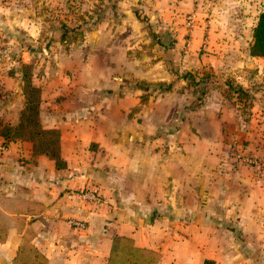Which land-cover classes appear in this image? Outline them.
Wrapping results in <instances>:
<instances>
[{
    "label": "crops",
    "instance_id": "obj_1",
    "mask_svg": "<svg viewBox=\"0 0 264 264\" xmlns=\"http://www.w3.org/2000/svg\"><path fill=\"white\" fill-rule=\"evenodd\" d=\"M254 1L0 2V121L17 124L21 65L34 64L41 125L60 131L66 162L58 170L32 143L5 147L0 138V264H14L25 235L49 264H109L122 237L159 255L156 264H264V161L249 167L228 155L239 143L264 160V132L255 147L238 111L222 114L213 95L205 110L187 105L180 116L176 91L143 105L135 87L169 72L139 50L148 42L143 20L171 38L161 45L174 72H233L242 55L264 61L250 55L264 11ZM40 8H59L61 20L36 18ZM62 24L81 39L63 38ZM88 186L106 204L76 194Z\"/></svg>",
    "mask_w": 264,
    "mask_h": 264
},
{
    "label": "rangeland",
    "instance_id": "obj_2",
    "mask_svg": "<svg viewBox=\"0 0 264 264\" xmlns=\"http://www.w3.org/2000/svg\"><path fill=\"white\" fill-rule=\"evenodd\" d=\"M2 1L4 3L6 2V5H9V7H13L16 4L27 7V0H0V2ZM254 2L264 6V0H255ZM70 6L72 9L70 8L69 10L73 14L75 11L73 8L75 5L70 4ZM95 10L98 11V9ZM10 11L11 10H9V13ZM59 11V8L53 10L40 8L36 12V18H40L41 20H61ZM96 16L98 17L97 13ZM143 22L145 24L148 42H142L141 49L139 50L141 52L145 51L148 55V64L160 63L159 65L162 66L163 69L165 68V70L169 71L168 73L165 72L164 77L167 81L164 82L146 80L137 81L135 87L141 88V91H143V95L147 98V101L145 102L146 105L149 104L151 99L156 98L158 95L169 93L166 91L169 84L172 85V90L170 92L176 91L179 98L183 99L184 103L179 111L181 114L180 116L186 114L188 110L195 112H200L201 109L205 110L206 106L209 104V99H211V96L213 95L216 98L212 99L214 103L217 102L220 104L222 103L221 100L225 102L223 104L224 106L221 108V111L223 110L222 114L226 113V115H228L235 110L238 111L242 120V129L245 128V131H254L253 144L256 147L261 138L260 134L264 132V61L252 60L247 63L245 62V56L242 55L241 59L244 60V62L233 60V64L229 63L233 68V72L215 74L213 70L203 69L194 70L193 72H174L171 58L167 54L168 52H166L168 51V47L167 49L163 48V46L166 47L170 44L171 38L167 39L165 38V35L160 37V33H156V28L154 26L150 25L146 20H143ZM50 28L51 27H47V29ZM81 37L82 35L77 34L74 38L81 39ZM162 39L165 42H163V46L161 45ZM32 67L34 69L35 65L33 64ZM239 86H242L248 97H239L237 91ZM155 93L158 94L155 95ZM187 105L189 106L188 110L186 108ZM136 111L137 110H134V112ZM5 123L8 124L9 122ZM261 139L263 149L264 135ZM237 145H233L231 148L232 152H228L229 158H231L229 163L238 160V162L244 164V166H256L241 160L240 157L242 156L252 158L257 162V166L264 161L260 154L256 155V153L254 154L249 151L246 152L242 150L241 144L237 143Z\"/></svg>",
    "mask_w": 264,
    "mask_h": 264
},
{
    "label": "trees",
    "instance_id": "obj_3",
    "mask_svg": "<svg viewBox=\"0 0 264 264\" xmlns=\"http://www.w3.org/2000/svg\"><path fill=\"white\" fill-rule=\"evenodd\" d=\"M61 28L64 31L63 38L65 39L75 33V30L68 29L64 24ZM75 34L82 35L83 33L77 32ZM250 55L251 57L264 59V11L258 15L256 25L253 28ZM32 69V64L21 65L25 106L20 112L17 124L12 125L0 121V138L3 139L5 147L16 141L30 142L36 155L48 157L55 163L58 170L65 169L66 162L61 155L60 131L46 130L41 125V89L32 81ZM171 90L172 85L169 84L166 91L170 92ZM237 91L239 97H248L242 86H239ZM146 101V96L142 95L141 103L146 105ZM3 228L4 225L0 220V237L5 235ZM112 253L113 259L109 261V264H156L159 260V255L156 253L136 248L130 239L124 237L115 239ZM14 264H49V262L45 256L31 245L30 237L25 235Z\"/></svg>",
    "mask_w": 264,
    "mask_h": 264
},
{
    "label": "built area",
    "instance_id": "obj_4",
    "mask_svg": "<svg viewBox=\"0 0 264 264\" xmlns=\"http://www.w3.org/2000/svg\"><path fill=\"white\" fill-rule=\"evenodd\" d=\"M201 0H195V2L199 3ZM194 25V20H193V16H190L189 20H188V27L192 28ZM245 157V158H244ZM241 160L247 162L248 164L251 165H258L257 162L255 160H253L252 158H249L247 156H242L240 157ZM76 194L83 200L88 201L92 204H95L97 206H102L104 204H106L105 199H103L102 195L100 194L99 190L93 187H85L82 190H79L76 192ZM74 225L78 228H83L84 224L80 223V222H75Z\"/></svg>",
    "mask_w": 264,
    "mask_h": 264
}]
</instances>
